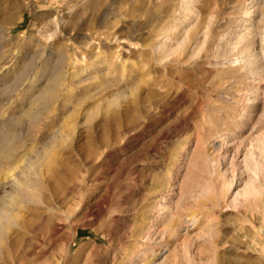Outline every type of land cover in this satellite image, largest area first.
Returning a JSON list of instances; mask_svg holds the SVG:
<instances>
[{
	"label": "rangeland",
	"instance_id": "1",
	"mask_svg": "<svg viewBox=\"0 0 264 264\" xmlns=\"http://www.w3.org/2000/svg\"><path fill=\"white\" fill-rule=\"evenodd\" d=\"M0 264H264V0H0Z\"/></svg>",
	"mask_w": 264,
	"mask_h": 264
},
{
	"label": "bare ground",
	"instance_id": "2",
	"mask_svg": "<svg viewBox=\"0 0 264 264\" xmlns=\"http://www.w3.org/2000/svg\"><path fill=\"white\" fill-rule=\"evenodd\" d=\"M75 68V67H74ZM71 72V71H70ZM72 73V72H71ZM78 73V72H77ZM69 74V73H68ZM73 74V73H72ZM76 74V73H75ZM82 74V73H81ZM78 75V74H77ZM76 75V76H77ZM71 77H73V75L71 76ZM77 78V77H76ZM64 80V79H63ZM60 81V80H59ZM61 82V81H60ZM56 83H57V81H56ZM59 83V82H58Z\"/></svg>",
	"mask_w": 264,
	"mask_h": 264
}]
</instances>
